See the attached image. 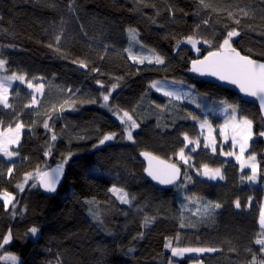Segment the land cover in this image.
Masks as SVG:
<instances>
[{
  "label": "trees",
  "instance_id": "1",
  "mask_svg": "<svg viewBox=\"0 0 264 264\" xmlns=\"http://www.w3.org/2000/svg\"><path fill=\"white\" fill-rule=\"evenodd\" d=\"M198 11L207 15L199 25ZM130 30L139 31L138 44L132 43ZM232 30L239 33L231 38L232 46L264 60V0H0V56L7 61L6 72L44 85L36 106H29L32 92L23 84L12 89L10 108L0 105V125L19 120L25 126L13 147L16 159H0V192L15 196V208L8 210L0 200V243L12 235L0 254L11 250L20 264L264 259L255 244L264 196V136L259 135L264 118L257 103L190 74L192 60L218 49ZM188 37L197 38L200 53ZM132 45L143 63L130 55ZM78 48L91 55V62H83L87 67H81ZM157 56L163 64L155 63ZM158 78L189 83L199 94L239 104L242 115L253 120L259 183L248 182L234 159L208 150L196 153L188 165L179 161L184 134L199 136L204 116L199 108L157 91L152 83ZM104 104L135 119L139 126L133 140L100 144L104 135L125 131ZM145 152L180 167L175 184L160 185L148 175ZM65 158L69 170L62 186L46 195L37 174ZM205 164L221 169L223 179L203 177L199 171ZM29 175L34 177L21 191L18 185ZM114 187L127 193L129 203L121 202ZM209 203L220 205L210 215L204 212ZM32 227L38 229L36 236L29 232ZM169 241L217 251L175 258L165 247Z\"/></svg>",
  "mask_w": 264,
  "mask_h": 264
},
{
  "label": "snow or ice",
  "instance_id": "2",
  "mask_svg": "<svg viewBox=\"0 0 264 264\" xmlns=\"http://www.w3.org/2000/svg\"><path fill=\"white\" fill-rule=\"evenodd\" d=\"M239 21H237L238 23ZM207 23V22H205ZM131 35H135L134 33H130ZM239 35V33L235 30L228 31L226 37L223 39L222 43H220L219 47L215 51H208V54L203 57V59H197L192 61V68L191 71L199 72L200 74L204 75H211L218 77L220 80L229 81L232 84L238 85L241 92L246 93L253 97H258L260 100L261 108L264 109V63H260L257 60L252 59L248 55H241L234 47H232L231 38L234 36ZM57 43H59L60 37H56ZM188 43L192 44L193 47H196L198 41L194 40L192 37L187 38ZM207 43V41H205ZM199 51V49H197ZM143 63V60L139 61ZM152 61H149L151 63ZM155 63L163 64L164 60L160 57L155 58ZM6 61L0 59V69H4ZM81 67H87V65L81 62ZM94 71H98L94 69ZM13 81H19L20 83L27 82V87L29 89H34V93L32 94V101L31 104L35 105L37 103V98L35 93H42L43 91V84H36L34 85L31 81H26L25 76L17 75L13 73L11 76L6 78H0V105L3 108H10L11 105L9 103V91ZM100 84V81H97ZM102 86V85H101ZM159 90L158 83H154L152 85ZM113 89L116 85L112 86ZM70 91V90H69ZM111 95V91L108 94L103 95V100L107 102ZM165 96L175 97L176 99H180V96L177 93L172 91H165ZM31 106V105H29ZM106 106V104H105ZM229 108L232 106L229 105ZM121 123H128V127L125 129L127 132V139L133 140L132 136V129L137 128L139 125L133 119V117L128 112H123L122 116L118 117ZM232 120L233 122L229 124L228 122L225 123L224 127L221 129V134L224 136V139H228L227 129H231L232 132V144L235 147L237 144L239 145V155L235 152L230 151L227 153H223L222 155L226 156H235L236 160L240 163V168L243 170L245 167L251 169V175L247 177L249 181H256L257 180V171L258 166L256 163V156L249 155L246 159L244 158V153L249 146V141L252 140L253 132H252V121L248 119H243L239 122L235 121V109L232 110ZM207 121L201 124V128L204 127ZM24 125L22 122H17L15 127L11 125L7 128L6 131H0V153H2L5 157H13L17 153L10 150L12 145H18L20 140V133ZM44 128L50 129V126L47 121L44 122ZM260 136H264V131L259 133ZM115 134H107L104 135L103 139L100 140V144H103L105 141H109L114 139ZM52 140L56 139V135H52ZM184 148H181L178 155L179 161H182L185 165L189 164V157L185 155V148L188 145H194L191 148V151H196V148L199 146V141H193L189 139L187 134H184ZM205 148L211 147L212 151H216L214 141L209 144H204ZM48 155V153H45ZM148 161L149 166L146 169L149 176L152 177L153 180H157L160 184H173L180 176V168L175 163H167L166 161L159 160L158 157L152 156L150 153H142ZM67 162V158H65V163ZM155 162V163H153ZM64 165L59 164L55 169L51 172L45 171L39 173V182L40 185L48 192H55L56 185L60 179V176L63 172ZM202 174L209 179H216L219 177L223 179L221 175V170L219 168L211 169L207 164L202 166ZM13 169L9 168L8 173L9 175L12 173ZM28 177H26V180ZM190 179V178H189ZM35 186V185H33ZM18 188L23 191L24 185H18ZM111 191L115 193H120L119 199L122 203H129L127 199V193L123 192L121 189H116L115 187L111 189ZM0 200L3 201V207L5 210H8L9 206L12 205L15 208V204L13 201L15 197L13 194L3 191L0 192ZM239 201L236 202V207H239ZM219 204H208L205 206L204 212L205 214L210 215V209L214 210L215 208H219ZM260 225L261 228L264 229V210L261 211L260 214ZM29 232L35 236L38 232L36 227H32L29 229ZM11 240V232L5 235L2 238V243H0V248L4 245H7ZM256 245H260L259 251L264 253V238H257L255 240ZM166 248H171V242L165 244ZM205 251H217V249H205V248H171V254L173 257H182L185 253L190 252H197L202 253ZM3 259L9 260L12 264H16L17 258L15 256H7L3 257ZM256 258L253 257L252 264H255Z\"/></svg>",
  "mask_w": 264,
  "mask_h": 264
},
{
  "label": "rangeland",
  "instance_id": "3",
  "mask_svg": "<svg viewBox=\"0 0 264 264\" xmlns=\"http://www.w3.org/2000/svg\"><path fill=\"white\" fill-rule=\"evenodd\" d=\"M206 18H207V15L204 12H199L198 11L195 22L198 25L199 24H202L203 21H205ZM130 33H134L135 35L133 36ZM129 34H130V37H132V43L134 41V43L138 44L137 41L139 42V37H140L139 31L138 30H130ZM194 40L197 41V38H194ZM199 44H200V42H198L196 44V47H194L196 49V52L197 53H200V51H197V49H199L198 48L199 47ZM136 48H138V46ZM137 54L139 56L136 55V53H133V45H132V51L130 52V55L132 56V58H134L135 60H141V59H143V57H144L143 55H140L138 52H137ZM148 55H149V57H154V54L153 53H150ZM76 56L82 62H86V63L88 62L89 63V62L92 61L90 53L87 50L82 49V48H78L76 50ZM0 59L5 60L1 56H0ZM6 71H7V61H6V64H5L4 69H0V78H6L8 76H11ZM25 78H26V76H25ZM26 81H31L34 85L42 83L41 80H28L27 78H26ZM154 83H158L159 90L156 87H154V88L157 91H159L161 94L164 95V92L165 91L175 92V93H177V95L180 96V99H178V100H183V101L187 102L188 104L199 108L200 111H201V113H202V115L204 116V120L202 121V123H204L205 121H207V123L204 124V127L201 128L199 136H197V137H190L189 136V139H191L193 141H197V140L199 141V146L196 148V151H194V152L191 151V148L194 147V145H191V144L188 145L187 148H185V155L189 157V161H194L195 160V157H196V153H198L199 151L208 150L213 155L221 154V156H223V157H227L229 159H234L240 165V163L236 160L235 156L222 155V152L223 153H227V152H230V151L235 152L237 155L240 154L239 153V145L237 144L235 147H233L231 129L230 128L227 129V135H228V139L227 140H225L224 139V136L221 134V129L224 127L225 123L228 122L229 124H231L233 122V120H232V110L234 108L235 109V121L236 122H239V121H241V120H243L245 118L248 119V120H250V121H252V132H253L252 139L255 137V130H254L253 120L251 118L247 117V116L242 115V113H241V111H240V109L238 107L239 104H236L235 102H232V101H230V100H228L226 98L212 99V98H210L208 96L199 94V93H197L195 91V89H194L195 87L193 85L189 84V83L186 84V83H183V82H180V81H176V80H172V79H168V78H158V79L154 80V82L152 83V85ZM16 84H23V85H25L27 87V82L20 83L19 81H13L12 82V85H11V88H10V91H9V101L11 99L12 89L14 88V86ZM30 90H31V92L33 94L34 93V89H30ZM43 93H44V85H43V91H42V93H35L36 98H37V103L35 105H32L30 103L29 105L36 106L38 104L39 100H40V97L43 95ZM172 98H175V97H172ZM229 105H231L232 107L229 108L228 107ZM105 107L107 109H109L110 112L115 117H117V118L119 116H122L123 112H125V111L118 110L116 108H112L108 104H106ZM17 122H20V121L19 120L14 121L11 126L12 127H15V124ZM128 123H130V122L124 123L125 124V129L128 127ZM8 127H3L2 125H0V131H6ZM137 128L131 130L132 131L133 138H134V132L136 131ZM24 129H25V126H24V128L22 129V131L20 133V140H19V142L21 141L22 132H23ZM108 134H115L114 139L109 140V141H114V140H128L127 139V132L126 131H124L123 133L110 132ZM213 141H214L215 147H216V151L215 152L212 151V148L211 147H208V148H205L204 147V144L205 143L211 144ZM251 141H249V146H248L247 150L244 153V158L245 159L249 155H255V154L252 153ZM105 142H107V141H105ZM14 146H16V145H12L10 147V150L11 151H13V147ZM152 156H154V155H152ZM16 157H17V155H14L13 157L9 158V157H5L2 153H0V159H4V160L6 159L8 161H13V160L16 159ZM143 157H144V155H143ZM144 158L147 160V168H148L149 161H148V159L146 157H144ZM159 160L165 161L162 158H159ZM166 162L167 163H171L169 161H166ZM153 163H155V162H153ZM256 163H257V166H258L257 180L256 181H253V182H255L257 184L260 181V175H259L260 163H259V158L257 156H256ZM209 168L215 169V168H212L210 166H209ZM202 171H203V169H201L199 171V173H201V175L203 177H206V176H204L202 174ZM242 171L244 173V176H245L246 180L248 182H252V181H249L247 179V177L249 175H251V169L245 167ZM180 176H181V169H180ZM27 177H28V179L27 180L25 179V183L23 184L24 186L34 176L33 175H29ZM38 177H39V173L37 174V179H38ZM154 181L156 183L160 184L157 180H154ZM176 181L173 184H175ZM160 185L169 186V185H172V184H160ZM11 194H13V193H11ZM117 194L120 195V193H117ZM262 210H264V196H263V202L261 203V211ZM258 238H264V229L261 228V233H260V235H259ZM11 240H12V235H11ZM11 240H10V242H11ZM169 242H171V241H169ZM171 248H205V249H216L214 247H209V246H180V245H176L175 246L172 243H171ZM171 248H168V249L171 250ZM209 252H214V251H205V252H202V253L190 252V253H185L182 257H175V258H184L186 256H194V255L195 256H199V255H202V254H205V253H209ZM7 256H15L17 258L16 264H20V257H19V255L17 253H15V252L11 251V250H4V251L1 252V254H0V264H12L11 261L6 260V259H3V257H7ZM252 262H253V259L251 261H249V262H246L245 264H252ZM191 264H206V263H205V261L203 259H201L199 257H195V258L192 259ZM255 264H264V259H258V258H256Z\"/></svg>",
  "mask_w": 264,
  "mask_h": 264
},
{
  "label": "water",
  "instance_id": "4",
  "mask_svg": "<svg viewBox=\"0 0 264 264\" xmlns=\"http://www.w3.org/2000/svg\"><path fill=\"white\" fill-rule=\"evenodd\" d=\"M232 47H234L238 52H240L241 55H248L252 59L257 60L260 63H264V60L259 59V58H256V57H253L252 55H249L248 53L244 52L240 47H237V46H232ZM215 50H217V49H215ZM215 50H211V51H215ZM207 54H208V52L205 55L200 56V57H197V58H195L193 60L203 59V57L206 56ZM191 68H192V62H191V66H190V74L192 76H194L196 78H199V79H203L205 81H209V82L216 83L217 85H220V86L225 87V88L232 89L235 92H237L241 96V98L243 100L257 103L258 106H259V108H260L261 114H262V116L264 118V109L261 108L260 100H259L258 97H253V96H250V95H248L246 93L241 92L238 85L232 84L229 81L220 80L218 77H215V76H211V75H207V74L202 75L199 72H193V71H191ZM59 164H63L64 165V168H63V172H62V174L60 176V179H59V181H58V183L56 185V191L55 192H57L60 189V187L62 186V184H63V182H64V180H65V178L67 176V173H68V170H69L68 164L61 163V162L55 163L52 166H49L45 170L42 171V172H45V171L51 172ZM38 182H39V177H38ZM39 185H40V182H39ZM40 188H41L42 192L45 193L46 195H52V194L55 193V192H48V191H46L41 185H40Z\"/></svg>",
  "mask_w": 264,
  "mask_h": 264
}]
</instances>
